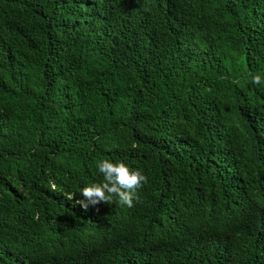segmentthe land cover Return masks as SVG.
<instances>
[{
    "label": "trees",
    "instance_id": "trees-1",
    "mask_svg": "<svg viewBox=\"0 0 264 264\" xmlns=\"http://www.w3.org/2000/svg\"><path fill=\"white\" fill-rule=\"evenodd\" d=\"M256 74L264 0H0V264H264Z\"/></svg>",
    "mask_w": 264,
    "mask_h": 264
},
{
    "label": "clouds",
    "instance_id": "clouds-1",
    "mask_svg": "<svg viewBox=\"0 0 264 264\" xmlns=\"http://www.w3.org/2000/svg\"><path fill=\"white\" fill-rule=\"evenodd\" d=\"M251 83L262 84L264 78L259 74L253 75ZM97 168L103 176V182L82 187L80 193L83 199H74V193L66 194L68 200L78 204L85 211L89 206L112 204L114 198L127 207H133L134 201L140 202L138 189L147 183V177L141 171L130 169L123 162L113 163L107 159L99 162Z\"/></svg>",
    "mask_w": 264,
    "mask_h": 264
}]
</instances>
